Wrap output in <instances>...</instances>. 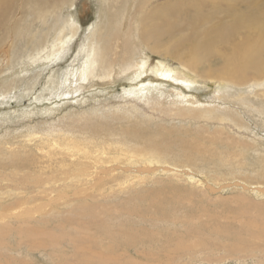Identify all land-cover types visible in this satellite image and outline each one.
<instances>
[{
  "label": "rangeland",
  "instance_id": "obj_1",
  "mask_svg": "<svg viewBox=\"0 0 264 264\" xmlns=\"http://www.w3.org/2000/svg\"><path fill=\"white\" fill-rule=\"evenodd\" d=\"M24 2L0 22V214L49 206L0 220V264H264V80L218 79L235 22L253 21L264 47V0H60L40 19ZM72 17L62 58L31 61ZM116 17L148 72L127 68ZM107 34L114 71L79 80L82 49ZM211 41L225 52H207ZM193 48L198 76L164 52ZM192 112L205 117L179 118ZM68 139L106 153L95 164Z\"/></svg>",
  "mask_w": 264,
  "mask_h": 264
},
{
  "label": "bare ground",
  "instance_id": "obj_2",
  "mask_svg": "<svg viewBox=\"0 0 264 264\" xmlns=\"http://www.w3.org/2000/svg\"><path fill=\"white\" fill-rule=\"evenodd\" d=\"M24 1H26V3L25 2L24 3L27 5V7L30 8V9H33V11L36 14V16L39 17V19H40L41 17H43V16L46 17L47 15H50L53 11L57 10L58 9L57 5H58L60 0H24ZM15 2H16V0H0V22L2 23V25H4L6 21H8V19H9L8 15L10 13H12ZM251 16H255V15L253 14ZM263 20L259 19L258 21H262L263 22ZM74 21H75V17H72V24L70 23L69 20H67L63 24L59 23L62 26L60 28L57 27V28L54 29L55 35H53L51 37L52 39H49L50 41L48 39H46L48 36L44 35V37L47 36V37L44 38V41L43 42L39 41V44H37V47L33 48V49L36 48V50L34 51V55H32V58L30 56L31 61L34 62V61H37V60L41 61L42 59H45V60H47L49 62V61H55V60H58V59L62 58V54L64 53L65 48L67 47L69 41L72 40L75 37V35L77 34L78 28L74 26V25H76V22H74ZM113 21H116L115 25H114V23H112L111 25L108 26V29H111V27L112 28L113 27H118V24L120 23V30H118L117 33H120V35L124 34L123 37H122L123 38V40H122L123 41V48H125L123 53H124V56H127V59H128L131 56L130 55L131 52L134 50V49H132V46H131L132 43L131 42H127L128 38L132 34V32H131L129 27L127 28L126 26H124L122 24V22L118 21L117 17L114 20H112L111 22H113ZM255 22H257V21H255ZM249 23L252 24L253 21L251 23V20H248V18L245 17L244 21L235 22V26H237V27L235 28V26H234V28H233L234 30L229 28V30L231 31V34H232V31H234L232 37H231L230 32L228 31L229 32L228 36H227V33H225L226 36L225 35H221V38H219V39H222L221 42H223V44H224V40L227 41L226 37L232 38V39L228 40V42H225V43H227V45L224 44L226 46H229V50H232V56L228 59V61L226 62V64L223 67H219V68H223V71H222V73L219 74L220 78H218V79H221L222 81L232 82V83H246L248 81V79H249V77L247 75L249 73L248 71L252 70L251 72L255 71L256 75L260 77V78L259 77L254 78L253 80H255V81L264 80V61L262 60V58L264 56L262 55L263 57L261 58V53H262V51H264L263 50L264 47L261 44V41H262L261 39H262L263 36H262V34H258L259 36H256V37L253 36V32L255 34V31H254V29H251V30L249 29L250 28V26H249L250 24ZM56 24H58V23H56ZM256 25H258V24H256ZM238 26H241V29H239ZM262 26L263 25H261V27L259 26V28L262 29ZM22 29H23V27H22ZM28 30H29V28H28ZM96 31L97 30H95L94 32H96ZM241 31H245V34L239 40L238 39V34ZM48 32H46V33H48ZM94 34H96V33H93V35ZM218 37H220V36H218ZM40 38H42V37H40ZM213 39H215V38H213ZM213 39H211V40H213ZM31 40H33V39H31ZM109 40H110V35L109 34H107L105 36L101 35L97 39H95V38L91 39L89 44L84 46L85 48L82 49L84 51L83 52L84 61L82 62V64L80 66L77 67V69L74 72V74L76 75V77L79 80L86 81L88 79L91 80L92 78H94L95 77L94 72H95L96 68H99L100 75H103L105 77H108L114 71V67L117 64L110 57L111 51H110V47L108 46V45H110L109 44ZM130 40H132V39H130ZM145 41L146 42H144V41H142V42L146 44V47H148V50H149L150 53L160 54L161 55V51H157V49H158V45L157 44H152V43H150L147 40H145ZM204 41L206 43V40H204ZM239 42H240V44L237 45ZM209 43H210L209 47L211 46V44H212V46L214 45V43H212V41L209 42ZM223 44H221L220 47H219V45L216 46V47L214 45L215 50L212 47L213 50L212 49L211 50H207V52L211 51V53H214V54L216 53V57H218L223 52H225V50L224 51L222 50V48L226 49L225 48L226 46L223 47ZM139 46H140V44H139ZM207 48H208V45H207ZM219 48H221V49H219ZM33 49H31V52H33ZM130 50H132V51H130ZM213 51H215V52H213ZM31 52H30V54H31ZM164 52H165V54H170V56L172 58L180 61L182 63V66L185 68V70H189L190 73L192 72V74L194 73L195 75L198 76V74L196 73L198 70L196 71L195 68L197 67V62L199 61V59L196 56L195 52H197V50H195V48H193V50H191L189 52H186L185 54L182 53V52H178L177 50L172 52V51H170V49H167ZM133 53L136 54V52H133ZM205 53H206V51H205ZM211 53H209V54H211ZM165 54L162 55V56H165ZM207 55H208V53H207ZM212 55L213 54H211V56ZM122 57H123V55H122ZM135 57H136V55H135ZM138 57H136L135 59H133L131 61H130V59H128V61L125 62V64L127 65V68L134 69L135 73H138V72L146 73V72H148L150 69L147 67V61L143 60L141 57L140 58H138ZM132 58H133V56H132ZM123 60H125V59L124 58H120V63L123 64ZM205 60H206V58H205ZM166 68H167L166 65L160 64L159 62L156 63L155 66H153V70L155 72H157L159 75L162 74V76H163V69H166ZM166 70H167L168 74L164 75V76L165 77H170V75H171L170 71H172V70L169 69V68H167ZM201 72H203V71H201ZM205 72L207 74V71H205ZM218 72H220V71H218ZM208 73H210V72H208ZM255 73H253V74L255 75ZM174 74L176 75L175 72H174ZM213 75L211 73L210 76H213ZM73 77H74V75H73ZM178 77H179V75H178ZM202 77H205V75L203 76V74H202ZM207 77H205V78L208 80ZM182 78H185V77L183 76ZM181 80H183V79H181ZM185 80L187 82L191 83V80L184 79L183 81L185 83H186ZM195 114H201L203 117H205V114L203 112H200V113H196V112L193 113L192 112V114L191 113H187V114L183 113V114L180 115L179 118H184L185 116H188L187 117L188 119L189 118L190 119H198L195 116ZM208 116H209V118L211 117L210 115H208ZM210 119H214V118H210ZM68 140H64L66 142V147L68 148V149L66 148V150H68L69 152H77V154H79L83 150V155L85 156V158L94 156L95 164L99 162L97 160V153H99V154H105L106 153L104 150H98L99 149L98 142L95 141V139L92 140V141H86V144H84L85 147L83 149L79 148L78 142L76 140H73V139H68ZM87 148H89V149H87ZM90 148H92V149H90ZM120 150L122 152H126L123 149H120ZM120 150H119V152H120ZM151 153H153V152H151ZM124 154H127L126 156H128V160H132L133 158H137L139 156H140L139 158H143L144 157V159H145V157L149 156L150 152H146V154H144V151L143 152H138L136 154L133 153L131 155H130V153H124ZM89 159H91V158H89ZM85 192H86L85 190H82V191H79L78 193L81 194V193H85ZM44 206L47 207V206H49V204H46V205L43 204L42 206L37 207L35 211L33 210L32 212H28V213H27L28 210L24 211L23 213L19 212V213H17V215L14 214L13 211H12V213L14 215H7V214L2 213V214H0V220H4L8 216H13L14 217L15 215L18 218H24V215H25V217L26 216L28 217V215L32 216V215H34V214H36L38 212L39 213L42 212V209L45 208ZM20 210H22V209H20Z\"/></svg>",
  "mask_w": 264,
  "mask_h": 264
},
{
  "label": "snow or ice",
  "instance_id": "obj_3",
  "mask_svg": "<svg viewBox=\"0 0 264 264\" xmlns=\"http://www.w3.org/2000/svg\"><path fill=\"white\" fill-rule=\"evenodd\" d=\"M166 79H170L171 77H165Z\"/></svg>",
  "mask_w": 264,
  "mask_h": 264
}]
</instances>
